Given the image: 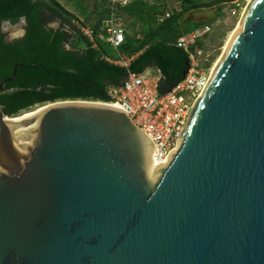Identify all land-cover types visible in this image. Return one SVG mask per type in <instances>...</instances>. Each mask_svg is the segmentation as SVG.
I'll return each instance as SVG.
<instances>
[{
	"label": "water",
	"instance_id": "obj_1",
	"mask_svg": "<svg viewBox=\"0 0 264 264\" xmlns=\"http://www.w3.org/2000/svg\"><path fill=\"white\" fill-rule=\"evenodd\" d=\"M174 86L169 72L159 93ZM40 107L12 121L0 106V264H264V0L163 165L123 109Z\"/></svg>",
	"mask_w": 264,
	"mask_h": 264
},
{
	"label": "trees",
	"instance_id": "obj_2",
	"mask_svg": "<svg viewBox=\"0 0 264 264\" xmlns=\"http://www.w3.org/2000/svg\"><path fill=\"white\" fill-rule=\"evenodd\" d=\"M229 1L179 0L183 7L168 13L165 0H131L118 12L119 18L123 14L134 22L132 34L125 31V40L116 55L107 50L109 43L99 39V28H91L94 46L78 32L71 13L55 0H0V82L12 76L18 64L15 77L5 83L0 93L2 113L12 117L35 105L60 100L105 102V85L119 84L127 71L139 73L153 67L177 79L187 68V56L173 45L175 40L184 32L206 25L183 30L186 12ZM100 3L104 15L99 24H103L108 3ZM22 18L27 34L23 39L8 41L1 24ZM53 19H59V27H47ZM118 54L129 59L128 67L105 59H116Z\"/></svg>",
	"mask_w": 264,
	"mask_h": 264
},
{
	"label": "built area",
	"instance_id": "obj_3",
	"mask_svg": "<svg viewBox=\"0 0 264 264\" xmlns=\"http://www.w3.org/2000/svg\"><path fill=\"white\" fill-rule=\"evenodd\" d=\"M107 17L104 33L98 35L117 50L125 40V28L119 22V9L131 0H106ZM238 4L231 9L238 12ZM169 14L166 13L165 17ZM161 17L160 19H162ZM23 21L24 19H20ZM211 28L208 24L182 33L174 42L187 56L188 66L182 78L175 80V86L166 94L159 93V83L164 75L159 69L147 68L142 72H130L119 84H106L107 105L123 109L131 121L153 142L152 159L155 166L166 163L167 157L177 148L178 138L188 115L209 80L211 70L202 68L208 60L207 50L202 46ZM81 33L94 46L95 34L91 28H82ZM113 64L128 67L127 58L118 54L116 59L105 57Z\"/></svg>",
	"mask_w": 264,
	"mask_h": 264
},
{
	"label": "rangeland",
	"instance_id": "obj_4",
	"mask_svg": "<svg viewBox=\"0 0 264 264\" xmlns=\"http://www.w3.org/2000/svg\"><path fill=\"white\" fill-rule=\"evenodd\" d=\"M80 1H82V5L81 4L74 5L76 9L75 10L76 13L72 14L70 12L73 19L72 23L76 26L78 32H81L82 28H93L96 30L99 28V33H103L105 29L102 22L99 24V21L100 18H102L104 15V8L103 6H101L100 0H80ZM249 2L250 0H231L227 3H222L220 5H215L213 7L195 8V9L192 8L186 12L183 20L184 21L183 30L194 26H199V25L201 26L204 24H208L211 28L204 42L201 43L202 46H204V48L207 50V54H208V60L205 63H203L202 68H204L205 70L212 69L213 64L221 55L223 51V47L225 43L228 41V38L230 37L232 31L238 26L241 15L243 14ZM179 3H180L179 0H165V7L167 8L166 9L167 12L171 13L175 9H179L180 7L182 8L183 5L182 4L180 5ZM84 4L85 5L87 4V7L91 9L89 13L85 12L86 6H84ZM234 4H238L237 7L238 12L235 15H232L231 9L234 6ZM119 22L124 26L125 30L127 31V35H131L132 24L134 22L129 20V18L125 17V15L123 14L121 18H119ZM12 23L14 25L20 24L21 21L12 22ZM53 24H58V26L50 27V25ZM24 25L25 24H22L21 26ZM59 26H60L59 19H53L51 22L47 24V27L49 28H57ZM4 27L5 25L4 23H2L1 30L6 35V39H7V33L4 31ZM73 37L74 39L76 38L75 36ZM66 48H68V45L66 46ZM106 48L111 53L117 55V51L112 46H108ZM127 61L129 64L128 59ZM44 104L35 105L29 109L22 110L12 117L22 116L34 110L38 106H43Z\"/></svg>",
	"mask_w": 264,
	"mask_h": 264
},
{
	"label": "clouds",
	"instance_id": "obj_5",
	"mask_svg": "<svg viewBox=\"0 0 264 264\" xmlns=\"http://www.w3.org/2000/svg\"><path fill=\"white\" fill-rule=\"evenodd\" d=\"M5 27L4 31L7 33V39L9 41L23 39V37L27 34L26 27L21 26L24 22L21 21L20 24H13L11 21L3 22ZM58 24L50 25V27H56Z\"/></svg>",
	"mask_w": 264,
	"mask_h": 264
},
{
	"label": "crops",
	"instance_id": "obj_6",
	"mask_svg": "<svg viewBox=\"0 0 264 264\" xmlns=\"http://www.w3.org/2000/svg\"><path fill=\"white\" fill-rule=\"evenodd\" d=\"M55 1L58 2L60 5H62L67 11L71 12L72 14L76 13V11H75L76 9L74 6L75 4H81L82 5V1H80V0H55ZM84 6H86L85 12L89 13L91 11V9L89 7H87V4L86 5L84 4ZM104 24H105V22L103 23V26H104ZM149 68H153V67H149Z\"/></svg>",
	"mask_w": 264,
	"mask_h": 264
},
{
	"label": "bare ground",
	"instance_id": "obj_7",
	"mask_svg": "<svg viewBox=\"0 0 264 264\" xmlns=\"http://www.w3.org/2000/svg\"><path fill=\"white\" fill-rule=\"evenodd\" d=\"M250 1H251V0H250ZM246 7H247V6H246ZM238 25H239V24H238ZM237 27H238V26H237ZM237 27L232 31L231 35L236 31ZM231 35H230V37L228 38V41L225 43L221 55L219 56V58H218V59L215 61V63L213 64V67H212V69H211V73H212V71L214 70V68L216 67V65L218 64V62H219L220 58L222 57V55L224 54V51L226 50V47H227V45H228V43H229V40H230V38H231ZM40 108H41V107L38 106L37 108H35V109L32 110V111H30V112H28V113H26V114H24V115H22V116H19V117H18V116H16V117H12V118H10V120H12V121H19V120L23 119L24 117H26V116H28V115L34 113L36 110H38V109H40Z\"/></svg>",
	"mask_w": 264,
	"mask_h": 264
},
{
	"label": "flooded vegetation",
	"instance_id": "obj_8",
	"mask_svg": "<svg viewBox=\"0 0 264 264\" xmlns=\"http://www.w3.org/2000/svg\"><path fill=\"white\" fill-rule=\"evenodd\" d=\"M23 27H25V25L23 26ZM178 79V78H177ZM176 80V79H175Z\"/></svg>",
	"mask_w": 264,
	"mask_h": 264
}]
</instances>
